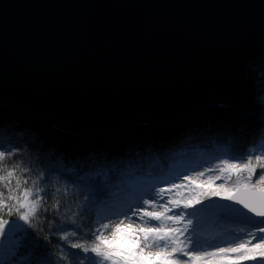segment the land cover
Listing matches in <instances>:
<instances>
[{
    "label": "water",
    "instance_id": "water-1",
    "mask_svg": "<svg viewBox=\"0 0 264 264\" xmlns=\"http://www.w3.org/2000/svg\"><path fill=\"white\" fill-rule=\"evenodd\" d=\"M255 55L264 0H0V99L71 125L241 92Z\"/></svg>",
    "mask_w": 264,
    "mask_h": 264
},
{
    "label": "trees",
    "instance_id": "trees-1",
    "mask_svg": "<svg viewBox=\"0 0 264 264\" xmlns=\"http://www.w3.org/2000/svg\"><path fill=\"white\" fill-rule=\"evenodd\" d=\"M243 79L246 89L203 99L200 106L182 116L183 120L147 116L135 124L125 118L120 124L94 128L70 125L0 99V151L6 153L0 162V177L16 168L13 187L16 178L27 179L25 186L31 187V182L41 177L39 186L47 191L45 207L49 208L38 211L32 226L19 221L25 231L16 235L24 236L23 246L13 253L10 242L4 239L6 251L0 255V264H47L49 259L55 264H72L70 259L65 262L62 254L78 253L81 260L94 255L71 249L70 244L91 242L89 233L97 227L98 212L108 214L109 219L102 221L108 223L112 211L133 189L149 182L157 186L184 179L193 171L212 169L215 163L246 155L264 143V55L247 64ZM247 90L254 101L246 95ZM257 154H253L254 162ZM85 179L86 183L82 182ZM57 201L59 209L53 212L50 206ZM203 210L210 216L202 227L206 236L237 228L249 230L248 225L229 219L226 213L211 219L216 214L214 206ZM65 218L74 223L62 224ZM64 231H75L76 236L61 241Z\"/></svg>",
    "mask_w": 264,
    "mask_h": 264
},
{
    "label": "snow or ice",
    "instance_id": "snow-or-ice-1",
    "mask_svg": "<svg viewBox=\"0 0 264 264\" xmlns=\"http://www.w3.org/2000/svg\"><path fill=\"white\" fill-rule=\"evenodd\" d=\"M256 152L259 154L254 156V162L253 154ZM8 155H11L10 149ZM5 159V151H0V162ZM239 160L245 162H233ZM216 170L219 174L210 175L207 180L200 179L204 172L197 173L196 179L186 176V185L171 184L169 188L162 187L157 191L149 182L133 189L111 213L113 216L122 215L124 219L114 225L103 223L109 216L100 211L96 216L97 227L89 233L91 242L70 244L71 249L94 255L83 256L81 260L78 253L68 252L62 254V259L65 262L70 259L72 264H83V261L87 264H264V143L246 155L221 160ZM16 171L13 168L7 171L6 176L0 177L4 188L0 191V237L10 242L13 253L23 246L24 236L16 235L17 231H25L19 221L32 226L39 210H49L45 207L47 191L39 186L41 177L32 181L31 187L25 186L29 183L27 179L16 178L13 187L12 179ZM82 182L86 183V179ZM145 195L152 198L143 199ZM165 195L168 196L167 201L161 202ZM212 197L233 203L216 205V201H212L203 204L204 200H211ZM134 205L139 207L133 210ZM196 205L201 207L196 208ZM208 206L215 208L216 214L211 219L226 213L231 219L248 225L249 230L237 228L227 234L206 236L201 229L209 217L201 210ZM50 207L57 212L59 201ZM174 209L179 211L173 212ZM187 209L193 211L187 212ZM245 209L254 215H248ZM13 216L17 219H9ZM137 216L139 223L133 220ZM190 217L196 218L195 224ZM61 223L74 221L65 218ZM73 236H76L75 231H64L59 239L69 241ZM245 236L248 238L244 239ZM222 243L227 246L220 247ZM47 264H55V260L49 259Z\"/></svg>",
    "mask_w": 264,
    "mask_h": 264
},
{
    "label": "rangeland",
    "instance_id": "rangeland-1",
    "mask_svg": "<svg viewBox=\"0 0 264 264\" xmlns=\"http://www.w3.org/2000/svg\"><path fill=\"white\" fill-rule=\"evenodd\" d=\"M145 117H147V116H145ZM125 119V118H124ZM124 119H122V120H124ZM122 120H120V121H122ZM120 121H118L117 122V124H120L121 122ZM112 124H115V123H112ZM108 125H110V124H108ZM219 163V162H218ZM218 163H215L214 165H213V167H212V170L213 171H211V172H208L207 170L208 169H198L197 171H193V173L192 174H189L188 176L189 177H192L193 179H196L197 178V173H200V172H204L205 173V175L203 176V177H200V179H202V180H207V178H208V176H215V175H218L219 173H218V171L216 170V165L218 164ZM198 167H195L194 169H197ZM259 171V170H258ZM259 173V172H258ZM184 174V173H183ZM181 175H178V178L180 177ZM187 184L188 183V181H186L185 179H175V180H173V181H171V182H168L167 184L166 183H163L164 185H157V186H154L155 187V189L158 191L160 188H169L170 187V185L171 184ZM216 183L217 184H219V183H221V181H216ZM175 190H173V192H174ZM186 191V190H185ZM152 197L151 196H149V195H146V196H144L143 197V199H151ZM216 198L217 197H214V198H211V200H207V201H203V204H206L207 202H210V201H215L216 200ZM167 199H168V196L167 195H165L164 196V198H163V201H161V202H165V201H167ZM216 201H222V203L224 202V204H226V202H227V200H223V199H219V200H216ZM135 206V207H134ZM133 206V210H135V208L136 207H139V205H134ZM199 207H201V205H196V208H199ZM149 210H151V209H149ZM179 210L178 209H174L173 210V212H178ZM185 211H187V212H191V211H193V209H187V210H185ZM202 211V213L203 214H205L206 216H208L207 215V213H205L206 211L205 210H201ZM129 215H131V213H129ZM208 217H210V216H208ZM190 218H192L193 219V223L195 224L196 223V218L195 217H190ZM120 219H124V216H113L112 218H110V222L114 225V224H116V223H118L119 222V220ZM133 220L136 222V223H139V217L137 216V217H133ZM202 230V232L203 233H206V231H205V229L203 230V229H201ZM106 234H108V233H106ZM220 247H226L227 245L226 244H220L219 245ZM209 250H211V249H209Z\"/></svg>",
    "mask_w": 264,
    "mask_h": 264
},
{
    "label": "bare ground",
    "instance_id": "bare-ground-1",
    "mask_svg": "<svg viewBox=\"0 0 264 264\" xmlns=\"http://www.w3.org/2000/svg\"><path fill=\"white\" fill-rule=\"evenodd\" d=\"M254 58H256V55L255 56H253L252 57V59H250L247 63H249L251 60H253ZM242 88H245L246 89V86L244 85V84H242ZM246 92V95H248V98L249 99H251V100H253L254 101V96L252 95V93H251V91H245ZM230 94V93H229ZM2 100V99H1ZM200 104H202V102H198V103H195V105L193 106V107H198V106H200ZM29 109L30 110H33L34 112H38L39 114H43V112L42 111H40V110H36V109H34V108H32V107H29ZM192 108H190V107H187V109L186 110H183V111H181V112H177V113H175L174 115H172V116H170V117H172V118H175V119H182L183 120V115H185V114H187V113H189L190 112V110H191ZM45 114V113H44ZM125 118H131V119H129L130 121H132L134 124L136 123V120H138V121H144V119H145V115H143V114H139V113H132V115H128L127 117H125ZM173 124V123H172ZM71 125V124H70ZM105 125H107V124H103V125H101V126H105ZM87 127V126H86ZM98 127H100V126H98ZM94 128V127H93Z\"/></svg>",
    "mask_w": 264,
    "mask_h": 264
}]
</instances>
